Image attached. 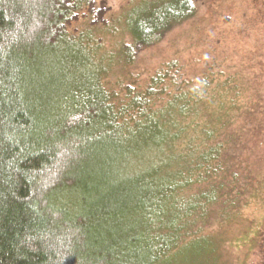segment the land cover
I'll return each mask as SVG.
<instances>
[{
    "label": "trees",
    "instance_id": "obj_1",
    "mask_svg": "<svg viewBox=\"0 0 264 264\" xmlns=\"http://www.w3.org/2000/svg\"><path fill=\"white\" fill-rule=\"evenodd\" d=\"M209 1L0 0V264H220L214 228L264 202L259 105L177 60L131 73Z\"/></svg>",
    "mask_w": 264,
    "mask_h": 264
},
{
    "label": "rangeland",
    "instance_id": "obj_2",
    "mask_svg": "<svg viewBox=\"0 0 264 264\" xmlns=\"http://www.w3.org/2000/svg\"><path fill=\"white\" fill-rule=\"evenodd\" d=\"M97 1H105L118 17L139 0ZM139 4L144 5L143 1ZM79 26L87 27L84 23ZM95 35L104 39L107 49L116 48L123 37L103 29ZM173 60L179 61L186 77L195 81L205 77L213 85L229 78L240 81L246 91L244 98H254L259 105L256 118L264 128V0H213L200 5L195 19L169 31L157 45L142 50L131 73L144 79ZM116 79L111 81L115 83ZM253 144L250 146L255 154H264V143ZM256 158L254 155L250 161L264 178V160L256 164ZM212 233L223 244L220 264H263L261 249L251 250L264 233V202L253 196L234 221L214 228ZM257 235L260 237L255 240Z\"/></svg>",
    "mask_w": 264,
    "mask_h": 264
}]
</instances>
